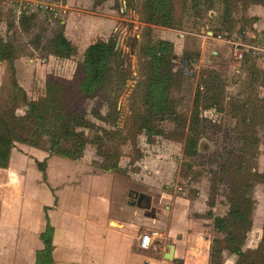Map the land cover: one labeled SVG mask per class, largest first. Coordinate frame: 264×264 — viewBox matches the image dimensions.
I'll return each mask as SVG.
<instances>
[{"label":"rangeland","instance_id":"obj_1","mask_svg":"<svg viewBox=\"0 0 264 264\" xmlns=\"http://www.w3.org/2000/svg\"><path fill=\"white\" fill-rule=\"evenodd\" d=\"M186 3V11L177 3L175 27L168 29L143 21L144 0H0V46L5 45L12 57L3 61L0 51V112L15 117L9 136L10 168L0 172V264H13L18 255L20 261L27 260V253L19 254L23 247L17 253L24 229H31L29 238L34 243L43 226L44 205L53 206L60 200L61 178L71 185L75 174L85 172L84 164L96 177L117 166L114 174L120 184L109 192V208L99 206L100 197L92 207L100 218L114 207L128 211L121 220L133 216L127 207L135 194L120 193L126 185L123 180L141 184L138 190L150 198L161 191L177 199L175 213L188 232L176 264H209L212 249L223 250L221 264H263L255 253L264 247V1ZM60 34L76 50L68 58L53 55ZM151 34L153 41L171 34L174 41H180V48L186 47L180 57L172 59V116L162 120L150 117L144 98L149 62L141 47ZM110 40L116 55L108 64L112 72L107 92L81 104L93 124V129L83 130L91 144L82 158L73 162L50 155L46 138L35 148L18 142L27 103L44 98L47 84L56 80L75 88L85 49ZM235 47L246 55L238 71ZM214 86L216 90H211ZM199 88L203 89L200 94ZM93 112L103 120L93 117ZM196 115L199 123L193 121ZM146 126L153 135L145 134ZM190 137L195 138L192 157L184 155ZM237 161L253 178L246 177L253 205L251 223L238 238L246 262L227 250V231L233 228L218 232L213 224L214 218L227 219L233 197L230 184L242 183L241 174L232 167ZM42 162L43 172L38 169ZM94 184L101 186L102 182L98 179ZM154 200L148 213L163 204L157 194ZM132 207L138 208V218L147 213L144 204ZM142 230L148 231L144 226ZM171 245L167 242L165 250Z\"/></svg>","mask_w":264,"mask_h":264},{"label":"trees","instance_id":"obj_2","mask_svg":"<svg viewBox=\"0 0 264 264\" xmlns=\"http://www.w3.org/2000/svg\"><path fill=\"white\" fill-rule=\"evenodd\" d=\"M177 3L181 4L186 11V6L188 5L186 0H144V11L146 14L144 13L145 18L143 21L153 26L174 29L176 24L175 16L178 13L176 10ZM208 3L210 4V2ZM222 24H225V22H222ZM225 37L228 38L227 34ZM152 39V34L148 35L146 46L141 47L144 57L149 62L148 88L144 98L147 99L150 117L162 120L166 116H172L169 92L175 77L172 67L173 44L161 39L157 41ZM0 51L2 52L1 58L3 61H11V53L6 49L5 45L0 46ZM75 53V48L63 35L60 34L56 37L54 56L57 58H68ZM115 55L114 41H98L88 46L83 54L82 73L78 77V84L75 88H72V83L56 80L52 85L47 84V92L44 98L38 102L27 103V110L22 118L24 130L18 142L35 148L46 138L49 143L50 155L71 161L80 160L85 147L91 144L83 130L93 129V124L88 119L87 111L82 108L81 104L84 100H91L105 95L107 92L106 86L110 84L112 72L108 64ZM245 60L246 55L245 57L243 55L241 67L244 65ZM215 88L214 86L211 90H216ZM198 90V94L203 91L201 88ZM194 105L197 104L195 103ZM113 111H116V105H114ZM91 114L93 117L103 120L99 113L93 112ZM13 119H15L13 113L5 114L0 112V169L8 167L12 147L9 136ZM244 120L246 119L244 118ZM193 121L199 123L198 115L194 117ZM144 128L145 134L153 135V131L147 129V126ZM101 132L105 133L106 131L101 129ZM154 135H159V133H154ZM97 139L100 140L101 138ZM194 139V137L189 138L190 148L184 151L185 156H194ZM99 151L100 149H98ZM232 167L236 173L241 174L239 178H241L242 183L239 186L236 183L230 184V193L233 197L230 199V211L227 219L214 218L213 224L214 229L218 232H226L228 226L233 228L227 231L226 241L229 244L227 250L244 261V254L238 247V238L241 234L247 232L251 223L250 214L253 205L249 198V185L248 183L246 184V177L249 175L250 181L253 178L250 173L248 174L249 171L247 172L245 167H243L242 162L237 161ZM116 168L117 166L113 165L104 170L114 172ZM38 169L42 172L44 171V162L38 164ZM47 210V208L44 209L46 225L39 235L40 247L34 253V264H54V229L46 214ZM216 242L219 243L217 240L214 241V243ZM222 253L223 250L221 249H212L209 264H214V262L217 264L218 261L221 264ZM255 255L258 257L257 261L264 264V247L256 252Z\"/></svg>","mask_w":264,"mask_h":264},{"label":"crops","instance_id":"obj_3","mask_svg":"<svg viewBox=\"0 0 264 264\" xmlns=\"http://www.w3.org/2000/svg\"><path fill=\"white\" fill-rule=\"evenodd\" d=\"M107 27L109 26L107 25ZM167 36L170 38H161V40L171 42L174 48V55L180 57L183 51H186V47L182 46L180 48V41H178V45L172 39L173 36L171 37V34H167ZM213 54L216 55L218 53L213 52ZM10 163L11 152L8 167L0 169V172L9 171ZM81 167L85 168V172L75 174L71 185H65L66 178H61L62 181L58 183V196H61L60 200L53 206L44 205L47 206L44 209H48L46 214L54 229V264H176L179 262L178 259H181L180 246L185 244L184 237H187L188 230L184 229V222L180 223L178 219L179 214L175 213L176 208L174 205H176V198L161 193V191H155L154 195L149 194L151 195L150 198L146 195L145 191L138 190V188L143 187L141 184L123 180L126 182V185L122 189L120 187L121 194H126L127 191L133 192L135 198L137 195L142 194L150 198L151 204L154 203V198L157 194V200L163 204L157 210L149 213L145 207L147 213L141 214L143 217L138 218L135 215V210L138 208L132 207L130 204L132 201H128L129 206L127 210H129V214H133L131 218L121 220V216L124 215L123 213L128 211L115 207L112 211L105 212L102 218H100L92 210V207H94V203L98 202V198L100 197L101 203L99 206L102 205L109 208L111 204L109 192H112L113 188L115 189V184H120L118 181L120 178L111 171L98 174L100 177L98 178V176H94L90 166L84 164ZM117 178L119 179L117 180ZM98 179L102 182L101 186L94 184L95 182L98 183ZM68 202L70 203L67 208ZM165 202L170 204V206L166 205ZM40 217L43 218V226L38 232L39 235L46 225L44 210L43 215ZM143 226L148 231L144 232L142 230ZM32 230L35 232L34 229ZM184 231H186V234ZM30 233H32L31 229H24V238L22 241H19L17 246V253L23 247L24 250L19 254L27 253V260L20 261V256L18 255L13 264H34V253L40 247V242L38 235L36 241L33 243L29 238L31 236ZM149 233H155L154 237H152L150 248L145 251L138 249L139 238ZM167 242L172 243L171 246L174 247L172 260L165 259L169 251L165 250ZM31 243L32 245H30ZM158 243H161L162 246H157ZM152 248L156 252L153 251L154 253H152Z\"/></svg>","mask_w":264,"mask_h":264},{"label":"built area","instance_id":"obj_4","mask_svg":"<svg viewBox=\"0 0 264 264\" xmlns=\"http://www.w3.org/2000/svg\"><path fill=\"white\" fill-rule=\"evenodd\" d=\"M244 55V51L239 50L237 47H235V50L233 51V59H234V67L238 71L239 66L241 65V61ZM155 233H149L144 234L139 238L138 241V249L140 250H148L152 244V237H154Z\"/></svg>","mask_w":264,"mask_h":264},{"label":"water","instance_id":"obj_5","mask_svg":"<svg viewBox=\"0 0 264 264\" xmlns=\"http://www.w3.org/2000/svg\"><path fill=\"white\" fill-rule=\"evenodd\" d=\"M138 197H140V198H142V197H145V199H146V201H147V204H146V209H149L150 208V198L149 197H147V196H145V195H142V194H140V195H137ZM132 206H138V207H141L140 206V204H139V202H131L130 203ZM173 254H174V247L173 246H169V251H168V253L166 254V256H165V259H167V260H172L173 259Z\"/></svg>","mask_w":264,"mask_h":264},{"label":"flooded vegetation","instance_id":"obj_6","mask_svg":"<svg viewBox=\"0 0 264 264\" xmlns=\"http://www.w3.org/2000/svg\"><path fill=\"white\" fill-rule=\"evenodd\" d=\"M134 202H139V204H140V206L142 205V204H144V206H146V204H147V201H146V199H145V197H142V198H140V197H136L135 199H134Z\"/></svg>","mask_w":264,"mask_h":264}]
</instances>
